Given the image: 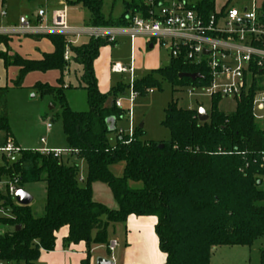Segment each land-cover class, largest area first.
<instances>
[{
  "label": "trees",
  "instance_id": "obj_1",
  "mask_svg": "<svg viewBox=\"0 0 264 264\" xmlns=\"http://www.w3.org/2000/svg\"><path fill=\"white\" fill-rule=\"evenodd\" d=\"M4 1V0H2ZM90 13L89 26H128V14L146 13L145 0L126 2L125 12L118 18L106 17L104 0H74ZM198 9L209 14L215 0H200ZM55 51L41 60H30L18 54L0 52L5 67H19L14 80L21 87L33 71L59 70L58 85L37 82L34 89L51 95L61 106V120L71 155L84 159L87 176L80 181L78 164H67L53 154L37 150H20L21 160L10 166L4 160L0 175L19 176V185L46 183L44 214L36 216L32 205H19L12 198L5 200L11 216L0 218L12 232L0 235V264H38L42 251L55 249V233L69 226V243H87L90 264L94 244H108L110 224L124 223L131 215L157 217L156 233L160 249L166 254L165 264H211V254L218 246H252L264 237V129L252 114V97L242 98L234 112L219 109L220 97L212 98L209 120L200 122L198 109H185L172 99L165 110L163 125L171 139L162 142L141 140L143 128L129 136H116L112 145L109 135L117 132L116 123L126 111L116 106L120 93L129 88L119 83L108 93H102L94 70L100 48L113 42L108 38L91 37L73 45L64 35H47ZM9 38L0 35V43L8 47ZM70 59H65L66 49ZM72 62L80 65L78 84L65 86L63 74ZM170 66L152 70L134 82V90L142 95L154 87L161 88V79L179 88L208 83L207 69L182 59H170ZM202 73L205 78L195 81L179 78L181 73ZM82 88L87 92L89 109L73 110L66 90ZM8 87H0V146L11 137L7 110ZM112 97V104L107 101ZM115 122V128L110 122ZM163 144V148H161ZM124 162L121 176L111 167ZM106 184L118 208L111 209L93 200V183ZM130 182H141L133 187ZM5 199L0 194V200ZM20 226V229L18 227ZM264 264V248L260 251Z\"/></svg>",
  "mask_w": 264,
  "mask_h": 264
},
{
  "label": "built area",
  "instance_id": "obj_2",
  "mask_svg": "<svg viewBox=\"0 0 264 264\" xmlns=\"http://www.w3.org/2000/svg\"><path fill=\"white\" fill-rule=\"evenodd\" d=\"M199 2L200 0H145L147 12H130L128 26L114 29L93 26L87 28L86 33L90 37L108 38L109 42H115L122 31H127L132 40L142 34L152 44L166 47L170 59H182L195 66H204L207 69L208 83L186 86L183 89H187L189 93L203 92L211 99L233 98L237 100V104L242 98L251 96L253 117L264 129V5L253 0L243 8L226 5L221 10L215 8L206 15L198 9ZM0 14L5 16L7 12L0 7ZM47 21L46 11L40 9L34 20L26 16L20 17L16 30L27 35H64L71 44L75 42L74 37L82 34L81 30L70 26L67 4L54 9L50 22ZM65 59H70L69 48L66 49ZM133 70L132 66L127 67L120 62L112 65L115 73H132ZM200 74V79H204L205 76ZM133 84L132 78L129 85L131 101L138 95ZM116 106L123 108L121 98L116 100ZM127 114L130 120L128 130L117 129L120 137L129 136L126 143L133 139L135 131L131 109ZM51 126L48 124V128ZM41 142L45 143L46 139L42 138ZM20 150L13 139L8 138L0 146V161L11 160ZM37 151L53 154L58 158L71 153L67 148H41ZM79 180L83 181L84 178L80 176ZM17 184L18 175L8 182L0 180V194L17 203ZM4 204L0 202V212L8 216L11 211ZM117 245L118 241L115 240L110 246L111 251Z\"/></svg>",
  "mask_w": 264,
  "mask_h": 264
},
{
  "label": "rangeland",
  "instance_id": "obj_3",
  "mask_svg": "<svg viewBox=\"0 0 264 264\" xmlns=\"http://www.w3.org/2000/svg\"><path fill=\"white\" fill-rule=\"evenodd\" d=\"M125 1L129 0H104V12L106 17L118 16L123 9H125ZM196 1V0H194ZM252 0H215L216 10H221L226 5L243 8L249 5ZM264 0H257L259 4ZM40 9H44L47 13V19H50L52 13V6L45 2V0H7L3 5V10L7 12L6 17L0 16V25H16L19 22L21 15L30 17L32 14H37ZM72 9L71 12H75ZM87 11V9H85ZM88 12V11H87ZM32 13V14H31ZM82 17V16H81ZM113 17V18H114ZM31 18V17H30ZM77 19H80L78 16ZM80 23L84 24V18L80 19ZM163 52L168 53L166 47H162V54L165 61L168 60ZM17 54V53H16ZM119 55L125 59H129V50L123 48ZM117 60V58H115ZM122 63V62H120ZM128 63V62H127ZM123 65H126L122 63ZM10 67V66H9ZM144 71V70H143ZM149 72L137 71L134 75L133 81L141 80L149 75ZM47 77L50 85L56 86L60 75L58 73ZM118 81L124 85H130V78L128 76H117ZM16 79V69L13 67L7 68L6 81L8 87L7 94V110L9 117V124L11 133L17 139L23 150H32L44 147L41 144V139L45 138L49 148L66 149L68 147L66 137L63 131V124L61 120V106L56 98L51 95H42L37 90H29L28 88L15 87L14 80ZM161 88L154 87L153 92L148 91L146 94H138L133 101H131L130 87L124 95L120 93L118 96L122 99L123 110L131 109L134 128L143 124V136L141 140L147 142H166L171 139L170 130L163 125L165 119V110L172 99L178 100V105L185 109H199L203 107L210 113L212 99L203 94V92L195 91L193 93L187 92V89L172 86L167 80L161 79ZM64 81L68 85L73 86L78 84L75 76H65ZM116 85L117 82L115 81ZM66 86V85H65ZM151 90V89H150ZM67 101L69 106L75 111H87L89 104L87 100V92L82 88H70L66 90ZM121 95V96H120ZM112 97L107 103L112 104ZM237 106V100L229 97L221 98L219 102V109L225 113H232ZM48 124L52 128H48ZM110 126L115 128L114 122H110ZM118 126H123L128 130L129 123L118 121ZM116 132L109 135V141L112 145L116 143ZM0 132V138L3 136ZM78 165H83L84 162L76 160ZM5 162L0 161V167L4 166ZM125 163L121 162L111 167L112 172L121 176L123 173ZM14 178L10 174L0 175V180L11 181ZM133 187H141V182H130ZM18 185V188L25 190L33 196L31 203L33 211L36 216L44 214V207L46 202V183L37 182L29 183L23 186ZM104 185V183H103ZM106 188L109 187L105 185ZM261 188L264 189V183ZM111 198V202H107L109 207H114L115 201L110 191L107 193ZM5 197V196H4ZM5 199H1V204L5 203ZM96 199H100L97 198ZM107 201V200H103ZM113 204V205H112ZM5 205V204H4ZM10 208V207H9ZM9 210V209H8ZM11 211V208H10ZM11 216V213L8 214ZM7 214L0 212V218H6ZM13 227L7 226L0 221V235L6 232H12ZM264 248V237L258 239L252 246H218L213 249L211 254V264H261L260 251ZM2 264H12L11 262H3Z\"/></svg>",
  "mask_w": 264,
  "mask_h": 264
},
{
  "label": "crops",
  "instance_id": "obj_4",
  "mask_svg": "<svg viewBox=\"0 0 264 264\" xmlns=\"http://www.w3.org/2000/svg\"><path fill=\"white\" fill-rule=\"evenodd\" d=\"M7 0H0V7L3 9V5ZM69 1L74 0H45L46 3L52 6V10L58 8L61 4L68 5V18L69 24L71 27L81 30L82 34L79 37H74L73 45H79L87 42L91 37L86 33V29L93 27L89 26L90 13L87 12L81 4L70 5ZM131 1V0H129ZM129 1H125L129 2ZM253 1V0H252ZM251 1V3H252ZM250 3V4H251ZM249 4V5H250ZM264 5V1L262 3ZM105 5V2H104ZM103 5V13L104 12ZM246 5V6H249ZM76 9L75 12H71L72 9ZM126 8L118 16H113V13H110V17L118 18L124 12ZM32 14V13H31ZM1 17H6L2 16ZM24 15H21V17ZM78 16L84 18V24L80 23V19H77ZM82 16V17H81ZM31 17V18H30ZM29 18L35 19V14H32ZM20 20V19H19ZM50 22V19L47 21ZM19 22L16 25H0V35L6 36L9 38L8 47L4 43H0V52H7L8 55L18 54L25 59L30 60H41L43 55L46 53H53L55 47L50 38L45 37L47 35H27L17 32V27ZM115 27H110L114 29ZM117 28V27H116ZM153 45V48L150 46ZM126 48L129 50V59H125L119 55V52ZM168 51V50H167ZM165 55L166 53L163 52ZM162 47H158L147 40V38L139 34L133 40L131 39L127 31H122L118 34L116 41L113 44H109L100 48L99 56L94 61V70L98 82V88L102 93H108L114 86L118 85L117 76H128L131 80L134 78V75L137 71L149 72L152 70L159 69L163 67L166 61H170L169 52L167 53L168 60L165 61V58L161 56ZM117 58V60H115ZM115 62H122L126 64L125 66L134 68L133 72L126 73H115L112 71V65ZM128 62V63H127ZM16 69V78L19 73V67L10 66ZM8 67V68H10ZM81 66L72 62L69 66V69H66L63 77L70 76L75 78L81 76ZM144 70V71H143ZM7 67L4 65L3 59L0 58V87H7L6 81ZM53 73L56 75L58 73L61 77V72L59 70H50L47 72L33 71L29 73L23 81L21 88L25 87L29 90H34V86L37 82L48 83L47 77ZM59 77V78H60ZM130 80V82H131ZM117 82L115 85L114 82ZM123 84V83H122ZM58 85V84H57ZM65 85L68 86L67 82ZM128 89L125 90L122 95L126 93ZM67 92V91H66ZM121 96V95H120ZM67 97V94H66ZM120 98L119 96L117 99ZM107 105H109L107 103ZM128 110L126 111L125 117L122 122L130 123L128 118ZM133 123V119H132ZM130 125V124H129ZM134 126V125H133ZM52 128V126H51ZM116 128H123V126H118L116 123ZM129 128V126H128ZM117 133V132H116ZM117 136V134H116ZM11 139L15 142L19 148H22L18 143L17 139L12 134ZM42 148H49L45 146V143ZM41 148H36L32 150H38ZM63 161L67 164H77L76 160L84 162L83 165H78L80 168V175L85 179L87 176V165L84 159H79L76 155H65ZM106 184L103 185L101 182L93 183V200L99 203H102L109 207L107 202H111L109 191L111 189L106 188ZM98 198L100 199H96ZM113 196V194H112ZM116 204L114 207H109L111 209H117L118 204L113 197ZM107 200V201H103ZM114 203V202H111ZM113 205V204H112ZM156 224L157 217L155 216H137L131 215L128 217L127 221L124 223H113L110 224L108 229V244H94L91 250L90 264H97L99 258H105L108 260H113L114 264H165L166 254L160 249L159 238L156 233ZM69 226H64L55 233L56 243L55 249L52 251H42L38 264H82V261L87 258V243L81 241L79 243H69L67 238L69 236ZM118 241V245L115 247L114 251H111L110 246L114 241ZM215 249V248H214Z\"/></svg>",
  "mask_w": 264,
  "mask_h": 264
},
{
  "label": "water",
  "instance_id": "obj_5",
  "mask_svg": "<svg viewBox=\"0 0 264 264\" xmlns=\"http://www.w3.org/2000/svg\"><path fill=\"white\" fill-rule=\"evenodd\" d=\"M150 47L153 48V45H151ZM170 64H171L170 61H166L163 66L168 67V66H170ZM179 78H189V79L195 81L197 79L202 78V75L200 73L185 72V73L179 74ZM209 118H210L209 113L203 107H200L198 109L199 121L200 122H207L209 120ZM114 124H115V122H114ZM140 127L143 128V124H141ZM160 147L163 148V144H161ZM21 158H22L21 153H16L12 157V159L10 160V163H9L10 166L18 163L21 160ZM15 199L19 205H23V206L30 205L33 202V196H31V194H29L28 192H26L25 190L20 189V188H18L16 193H15ZM18 229H20V226L18 227ZM97 264H114V261L108 260L105 258H99L97 261Z\"/></svg>",
  "mask_w": 264,
  "mask_h": 264
}]
</instances>
